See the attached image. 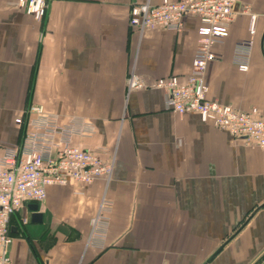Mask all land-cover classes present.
Here are the masks:
<instances>
[{
	"label": "crops",
	"instance_id": "1",
	"mask_svg": "<svg viewBox=\"0 0 264 264\" xmlns=\"http://www.w3.org/2000/svg\"><path fill=\"white\" fill-rule=\"evenodd\" d=\"M238 1L207 70L209 98L264 118V0ZM132 3L51 0L38 21L18 0H0L1 146L19 145L25 125L15 120L41 108L63 124L93 126L74 143L115 162L110 181L50 186L40 222L32 204L23 207L12 218L13 264H264V150L198 114L172 112L162 90L127 92L131 70L148 84L185 79L199 39L192 17L181 32L131 28ZM252 16L257 33L242 73L236 49ZM103 200L109 222L97 229Z\"/></svg>",
	"mask_w": 264,
	"mask_h": 264
},
{
	"label": "built area",
	"instance_id": "2",
	"mask_svg": "<svg viewBox=\"0 0 264 264\" xmlns=\"http://www.w3.org/2000/svg\"><path fill=\"white\" fill-rule=\"evenodd\" d=\"M51 0H18L20 9L38 21L43 20ZM240 11L238 0H163L158 5L133 0L129 24L141 32L163 30L181 32L185 19L198 20V48L190 74L181 79L172 75L148 84L134 70L127 77V92L159 89L166 92V106L172 112L195 113L205 123L227 132L251 148L264 150V118L257 108L240 110L209 98L206 75L209 65L218 59L216 45L229 37L230 27ZM248 11L243 7L242 13ZM257 18L252 16L249 38L236 49L235 62L242 73L249 71L251 50L257 33ZM35 119L18 118L25 125L22 142L17 146L0 143V264H13L12 218L28 204L47 200L50 186H66L71 182L91 185L97 180L110 181L115 162L104 161L98 151L85 150L74 143L75 137L93 133L84 120L61 123L59 116L41 108ZM110 207L106 200L93 220L97 229L108 225ZM26 220H24V224Z\"/></svg>",
	"mask_w": 264,
	"mask_h": 264
},
{
	"label": "water",
	"instance_id": "3",
	"mask_svg": "<svg viewBox=\"0 0 264 264\" xmlns=\"http://www.w3.org/2000/svg\"><path fill=\"white\" fill-rule=\"evenodd\" d=\"M262 41L264 42V35L262 37ZM29 209L32 212L33 222H40L42 219V215L39 213V206L37 204H32L29 206Z\"/></svg>",
	"mask_w": 264,
	"mask_h": 264
}]
</instances>
